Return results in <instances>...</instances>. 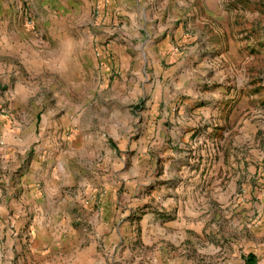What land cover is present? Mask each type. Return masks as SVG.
Wrapping results in <instances>:
<instances>
[{"label":"rangeland","instance_id":"1","mask_svg":"<svg viewBox=\"0 0 264 264\" xmlns=\"http://www.w3.org/2000/svg\"><path fill=\"white\" fill-rule=\"evenodd\" d=\"M9 6L0 3V36L15 14L46 61L35 74L21 63L20 74L0 73V148L3 135H32L18 159H25L28 187L36 168L43 179L28 188L27 206L33 210L39 197L58 202L62 218L49 224L67 229L59 240L75 230L86 245L96 243L93 254L107 264H244L249 254L264 264V0H14ZM56 17L65 24L56 28ZM185 59L198 79L187 126L177 120L184 96L175 86ZM210 67L231 74L221 82L207 75ZM18 85L25 100L10 94ZM245 118L253 125L243 145L237 137ZM73 135L91 137L87 156L79 153L82 140L72 155ZM141 135H161L163 145V135H183L172 159L187 168V186L174 177L173 187H163L165 157L148 142L141 146ZM4 166L1 155L0 210L9 202ZM120 167L124 179L117 184ZM33 221L23 220L20 230L35 227ZM9 223L0 214V244L14 239ZM115 227L120 231L112 238L98 233ZM4 256L20 264L18 253Z\"/></svg>","mask_w":264,"mask_h":264},{"label":"crops","instance_id":"2","mask_svg":"<svg viewBox=\"0 0 264 264\" xmlns=\"http://www.w3.org/2000/svg\"><path fill=\"white\" fill-rule=\"evenodd\" d=\"M13 1L14 0H2L0 3L3 5L4 9H10L9 3H13ZM58 1L59 0H51V4L57 5ZM119 1L121 2L122 0ZM53 23L57 28L64 25L65 21H60L58 17H56V19L53 20ZM5 27L8 32H4L0 36V73L3 72V76H5L6 69L9 68V71L12 73L14 72V68L15 72L20 74L21 66L18 65L19 63L23 64L25 69L31 74L39 72V70L43 68V63L46 60L43 57L44 51L37 48L34 33L26 30L22 26L21 22L17 21L15 14L5 20ZM4 59L8 61L7 66L3 63ZM37 61H40L41 63L36 66ZM178 65V82H175V86L177 88V94L180 97L184 96V99L182 100L181 115H179L177 120L181 122L183 121L184 126H187L189 125L187 122L190 115L189 109L195 108L196 106L194 105L193 100L195 95L198 96V79L195 74V70L188 66L186 59L184 62L182 60ZM50 71L56 72L52 67ZM234 71L231 68V72L234 73ZM226 74L227 76H230V70L224 71L219 68H214L212 70L210 67V71L207 72L208 76L215 75V77L221 82L227 78V76H225ZM230 81L233 84L231 96L234 97L236 88H234V82L232 80ZM21 88V85H18L15 90H12L11 88L10 94H12L13 98H17L14 96L15 92L17 94L20 93L19 97L22 98V100H25L27 94L25 91L23 92ZM244 89H246V86H244ZM245 99L246 98L243 96V101ZM69 110L70 108L68 107V116ZM259 124L260 121H256L254 126ZM252 125L251 118H245L244 127L242 129L243 132L241 133V136L237 137V140L243 145L247 142L249 143L251 140V135L249 134L248 129H250ZM39 136L40 144L38 145V149H40L39 151L41 152V150L44 151V135ZM182 136L183 135H170L165 137L163 135L164 141H166L163 145L161 142V135H141V146H143L144 142H148L149 146L152 147L155 152L159 151V154L165 157L162 173L164 174L166 181H168L163 186L164 188L174 186L173 182L171 183V180L174 177H176L179 183L183 181V188L184 186H187V182H185L188 178V175H186L187 168L183 165H177L176 161L172 159V157L176 156L178 153V150L174 148L175 142H181ZM3 137L5 139V143L3 149L0 148V156L2 155L4 159L5 175L3 177V181L5 182L6 195L9 196V202L7 200L8 203L6 202L7 204L2 206L0 214L5 219L11 221L9 224L13 229L8 230V235L10 238L14 236V239H11L12 243L10 244H0V264H9V260L6 256H4L6 252L18 253V255H20L18 258L20 260V264H107L104 260L93 254L96 249V247H94L96 243L90 241L89 245H86L84 241L86 242L87 240L81 238L77 231L74 230L72 234L70 233L68 239L59 240L58 236H60V232L65 229H62L61 227L58 228L57 225L51 227L49 224L53 219L62 218L63 212L57 201L54 199L50 200L48 198L39 197L35 198L33 201V210L31 208L33 207L32 205L29 206L30 208L27 206L30 202L27 197L28 188L33 189L40 187L41 180L43 179V176L39 175L40 170L36 168L33 175L31 174L32 180L35 182L33 185L28 187L30 175L28 174V170L25 168V159H18V155L22 156V154L26 151L27 142L28 140H31L32 135H3ZM72 139L73 141L69 144V147L73 151L72 155H79L78 151H76V142L78 140H82L79 153L82 156H87V150H89L87 147H92L93 144L91 137L89 135H73ZM136 146L137 145L135 144V147ZM116 170V173L121 177L117 176L115 181L116 183H122L124 179L123 168L120 167V170L116 168ZM193 178L197 181L198 174H196ZM99 181L101 183L103 182L104 186H108V180L106 177H100ZM63 185L64 184L61 182L58 185H55V191L60 190L61 192ZM25 219H33V224L36 226L27 229V231H21V223ZM42 225L47 226V228L50 227V232H47V230L42 228ZM117 226H119V224H117ZM119 231L120 228L115 227L114 229L110 228L106 231H98V233L106 239L107 235L112 238L114 234H117ZM47 235L49 238L45 237ZM244 264H246V262H244Z\"/></svg>","mask_w":264,"mask_h":264},{"label":"trees","instance_id":"3","mask_svg":"<svg viewBox=\"0 0 264 264\" xmlns=\"http://www.w3.org/2000/svg\"><path fill=\"white\" fill-rule=\"evenodd\" d=\"M257 257L254 254H249L247 257H245L246 264H256Z\"/></svg>","mask_w":264,"mask_h":264}]
</instances>
